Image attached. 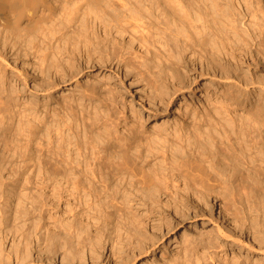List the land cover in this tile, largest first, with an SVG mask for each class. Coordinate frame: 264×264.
Segmentation results:
<instances>
[{
  "label": "bare ground",
  "instance_id": "6f19581e",
  "mask_svg": "<svg viewBox=\"0 0 264 264\" xmlns=\"http://www.w3.org/2000/svg\"><path fill=\"white\" fill-rule=\"evenodd\" d=\"M98 26L103 29L102 34L98 31ZM129 31L133 32V35L142 32L138 41L145 46L147 52L150 46L153 47L157 43L163 48L162 54L159 53L160 51L158 53L163 55L165 67H158L159 73L162 74L155 75L154 78L159 81L160 86L155 99H160V108L162 107V115H164L173 93L183 91V88L190 93L194 92L197 77L193 75L192 77L191 74L197 73L199 65L200 75L207 77L201 85L206 91L211 87L210 80L214 81L218 74H220L219 78L225 80L235 79L234 83L243 87H247L248 83L251 85L254 83V79L248 82L246 72L249 73V70L258 66L257 57L260 54L264 60V0H0V64L6 65L10 59L15 63L22 58L20 43H24L27 49L33 50L30 54H34L37 58L39 72L42 79L44 78L42 82L31 86L29 91L33 96H28L25 94V84L20 88L15 78L6 77L0 70V148L3 146V150L12 151L5 155L1 149L0 154V226L3 220L8 221L10 218L11 199L15 197L17 200L12 225H10L11 222L6 224L5 231H0V264H5L9 258H12L15 264H24L32 251L37 252L40 258L41 255L44 256L45 262L41 264H52L56 256L60 258L61 264H92L99 257L97 254L99 250L102 256L109 250L108 258L105 255L104 257L114 264H137L136 260L141 258L144 259L140 264H149L152 260L146 257L154 252L155 243L154 241L149 243L150 245L144 249L141 247L140 238L145 237L141 228L145 229L147 224L151 223L152 231H160V237L158 236L160 239L163 238L162 229L169 231L175 226L174 220L168 217L169 212L164 213L161 206L157 204L159 197L156 195L158 197L156 199L155 193L165 195L168 188L162 189L164 187L161 184L165 185V180L171 177H174L173 183L177 182L176 176L182 178L184 187L192 186L194 195L197 197L210 196L209 192L211 189L215 192L213 188L216 189V187L221 191L225 190L223 199L238 210L236 211L238 215L239 212L241 213L245 223L248 222L253 229L258 230L257 235L248 236L245 228L240 226L241 224H237L227 214H223V217L220 215L222 227L216 223V233L210 234L205 242L206 256L210 261L216 260L219 253H226L228 244L233 249L234 255L239 256V253L243 252L246 255L245 258L264 251V193H261L262 195L257 193L256 188L252 189L253 187L248 190V179L257 183L254 181V176L251 177L248 174L246 177L243 171H236V168L240 166L237 159H240L244 166L255 164L256 160L264 163V140L261 133H258V129L264 126V114H260L263 116L262 119H257L258 114H251L252 117L258 115L255 119V117L250 118L249 114L248 117H242V115H233V117L232 114V117H225L216 112L205 121L204 119L201 121L200 118L198 121L195 119L197 122L194 121L191 128L181 127L173 132H171L173 129L166 131V128H160L162 132L145 135L143 139V132L135 130V127L129 129L128 135L126 133L123 135V131L118 134L115 128L116 119L113 120L114 117H110V112H103L101 108L104 118L100 121L102 120L101 125L105 130V132L102 130V134L100 129L97 130L100 133L97 131L93 133L92 126L95 121H98L96 113L93 118L90 117L93 114L87 117L82 114L81 122L77 123V120L73 121L72 117L79 111L75 112V107L74 110L71 108L73 106L69 107L71 108L70 116L66 118L64 117L66 113L63 114L65 111L62 112V117L58 114L60 111L55 112L54 108L53 116L56 117L50 118V121L40 116L42 109L47 114L48 98L56 88H61L82 74L84 70L95 65L99 67L98 64H101L110 70L115 66L113 76L123 83V78L127 77V74L124 73L121 76L119 70L122 66L126 68L129 66L134 50L131 52L128 46H131L135 38L131 35L130 42H125L118 37ZM3 32L4 35H2ZM151 37L153 39H150ZM186 53L194 58L186 60ZM82 55H84V66L80 62ZM152 55L148 59L144 58V61L151 63V58H155V55ZM225 56L227 59L224 58ZM156 58L160 59L157 56ZM197 58L205 61L206 69L198 64ZM185 78L187 84L184 85ZM256 81H258L256 83L259 89L257 95L260 96L256 100L262 102L259 109L262 111L260 113H263L264 74ZM80 93L78 98L81 100L84 99L83 97H91L95 92L87 93L84 90ZM118 100L114 95H108L105 103L119 108L124 104L123 99H120L122 102ZM20 105H22V112L29 111L35 119V122L29 119L31 122L27 125L23 126L22 123L25 122H22L18 126L22 130L19 133L20 137L24 136L25 141L33 143L35 145L33 149L31 146L27 147V144L23 146L22 142H19L21 140L10 145L11 141L2 137L6 130L11 129L7 119L12 120L15 116L14 107L20 109ZM118 110L120 113V108ZM215 116L224 118L225 124L215 119ZM21 121L22 119L18 120V122ZM87 121H91V124L88 122V125ZM79 126L83 133L77 130ZM40 151H45L44 156L47 158H41ZM194 151H197L195 152L197 155L193 153ZM191 156L193 158L190 159ZM217 156L222 158L219 157L224 164L214 159L218 158ZM152 160L156 162L145 168L144 165L151 164L149 162ZM125 175L128 178L131 177L130 186L135 185L134 182H137L139 188L141 186L142 194L139 193L138 187L135 188L136 185L134 187L135 190H139L137 192L141 197L131 195L129 191L126 192L127 182L122 184ZM28 185H33V191L30 189L28 190L30 192L23 193L21 196L20 191L15 192L18 187L22 186V189H26ZM197 187L200 189L199 192L195 191ZM46 189L50 193L45 192ZM242 195L246 197L244 200L247 204L246 210L243 202L236 199V196L242 198ZM82 198L84 202H87L88 210L92 211L91 215L101 218L100 224L94 227L95 231L91 230L92 233L86 231L87 229L83 230L89 226L82 227L83 224L78 221L80 218L63 225L68 231H48L40 221L41 212L53 210L55 204L59 206V203L64 202L72 207L70 202L79 201ZM22 199L31 204V210L24 205ZM88 201L92 203L94 201V206ZM183 201L181 200V203ZM130 202L134 207H136L134 204L138 205V208L132 210ZM118 203L129 210L126 212L123 207H116ZM184 203L185 211L173 206L176 213L172 219L176 217L180 221L189 214ZM84 204H81V207ZM109 206L126 220H124L126 224L122 223L126 226L121 225L125 235L120 236L122 239L114 238L115 242L110 238L111 233L107 236L104 233L105 230L101 231L102 226H108L105 221L112 215L110 211H107ZM73 208L70 209L73 210ZM250 211L255 215L248 219L247 212ZM34 214H38L39 217L35 219ZM177 214H179L178 217ZM97 221L99 222V220L95 222ZM21 226H31L32 231H19ZM132 236L136 240L138 238L137 246H135L139 252L138 254L131 252L128 255L125 253L126 256H122L123 243L127 244ZM7 240L10 242L9 249L7 246L8 252L4 250V243ZM107 242H109V248L106 246ZM97 247L99 250L96 252ZM165 247L166 245L163 244V249ZM240 258L241 256L236 260L233 259L235 264H240L238 260ZM255 261L260 263L258 259Z\"/></svg>",
  "mask_w": 264,
  "mask_h": 264
},
{
  "label": "rangeland",
  "instance_id": "374dc122",
  "mask_svg": "<svg viewBox=\"0 0 264 264\" xmlns=\"http://www.w3.org/2000/svg\"><path fill=\"white\" fill-rule=\"evenodd\" d=\"M97 29L99 32H101V34L103 33V31H102L103 29H101L100 26H98ZM141 34H142V32H138L135 35H133V32L129 31L128 33H126L123 36L118 37V35H116L119 39L125 40V42L126 41L130 42L131 35H133V37L135 38V40L133 42H131V44H130L131 46H128L129 48H131V50L128 48L131 52H132V50H134L133 54H132V58L129 61V66H128L129 68L122 66V68L119 70V73L121 74V76L124 75V73L127 74L126 75L127 77L123 78V83H120L117 80V78L113 76V70L116 69V68H114L115 66L110 70L109 68H104L101 64H98L99 67L97 65H95L92 68H88V69L84 70L82 74H79L75 79L70 80L65 85H63L61 88H58V89L56 88L53 91L52 95L48 98L49 110H48L47 114L44 111V109H42L43 111L40 112V116L42 118H45L47 121H50L52 118L56 117V116L55 117L53 116L54 115L53 108H54L55 112H57V111L61 112V113L58 112L59 116L63 117V114L66 113L67 116L64 115V117L66 118V117L70 116L69 110L71 108L74 110V107H75V112L79 111V113L78 112H77L78 114L75 113V116L72 117L74 119H72V120L73 121L77 120L76 122L79 123V121L81 122L80 117L83 116L82 114H84V117H87V116H90L93 114V116H90L92 118L95 117L97 114L98 121H95L94 125L92 126V127H94L93 128L94 130L93 129L92 130H93V133H95L97 130L100 129L99 131H101V134H102L103 131L105 132L104 126L101 125L102 124L101 121L104 118L103 112H107V113L110 112L109 113L110 117L113 116L114 118L113 117H111V118H113V120L116 119L115 122L117 125L115 128L117 129L118 134H120L123 131L122 132V134L124 133L123 135H126V134L128 135V133L130 131L129 129L131 127L133 129L135 127L134 128L135 130L137 129V130H140L141 132H143L142 139L145 135L146 136L147 135H154L155 132H159V131L162 132V129H160V128H166V131H170L171 129H173V130H171V132H173L175 129H180L181 127L191 128V125L194 124V121L197 122L199 118L201 119V121L203 119L205 121L209 118V116L216 114V112H219L221 114V116L223 115L225 117H232L233 115H235V116L236 115H238V116L242 115V117L243 116L248 117V114H249V117L251 116L250 118H254L255 115L253 117H252V115L258 114L259 116L256 115L255 119L257 118V116L259 117L257 119L263 118L264 112L260 113L261 109H259L262 106V102L256 100V98L257 99L260 98V96L258 97V95H257V93H259L258 92L259 89H258V84L256 83L258 81H256V80H258L259 76L264 74V60L262 59L261 54L257 57L259 60L258 66L255 69L252 68L251 69L252 71L249 70L250 74L248 72H246V74L248 76V82H250L251 80L254 79L253 82L255 83V84L253 83L252 85L250 83H248L247 87H243L239 84H235L234 83L235 79H233L232 81H229V80L219 78L220 74H218L217 75L218 77L214 81L211 82V80H210L211 87L208 89L209 91L208 90L206 91L201 87V85L203 83V80L206 79L207 77L205 75H200V73H199L200 72L199 71L200 65H199L198 66L199 69H197V71H196L197 73H195V74L190 73L191 76L193 75V76L197 77V83L195 84L196 88H194V92L190 93L189 91H186L187 90L186 88H183V91H176L175 93H173L171 100L168 104L167 110L164 113V115H162L163 109H162V107L160 108V106H161L160 101H159L160 99H157V98L155 99V94L157 93L158 88H160L159 81H157L154 78V76L155 75L156 76L161 75L162 73L161 74L159 73V68L165 67L164 58H163V55H161L163 48L161 47L160 44L157 43L158 45L155 44V45H153V47L150 46L149 47L150 49L147 52L145 46H142L138 41V37H140ZM2 35H4V32L2 33ZM151 35L154 36V34H151ZM152 37L150 39H153ZM35 41H38V39H35ZM23 44L24 43H20V45H22V47H21L22 58L17 60L15 63L10 59L9 61H7L6 65L0 64V70H2V72L4 73V75L6 77L9 76V77L15 78L17 80V84L19 83L20 88H21V86H23V84H25V88H26L25 94H27L28 96L29 95L33 96L30 93L29 89L31 88L32 85L42 82L44 78L42 79L41 74L39 72V68H38V64H37L38 61L36 62L37 58L34 56V54H30L33 52V50L27 49V47ZM158 51H160L159 53H161V54H159ZM152 54L155 55V58H153V57L151 58V63L145 62L144 58L147 57V59H148V58H150V56ZM25 55H26V57H25ZM156 56L159 57L160 59L156 58ZM191 56L192 55L189 56V54L186 53L185 59L189 60V59L194 58L193 56L192 57ZM82 57H83L82 60L80 58V62H81V65L83 63V66H84V63H85L84 55H82ZM224 58H226V56ZM65 59L66 58L64 57V60ZM160 60H161V62H160ZM201 61L202 60H199V58H197L198 64H201L206 69L207 66H206L205 61H202V62ZM162 62L164 65L163 64L161 65ZM154 65H156V66L154 67ZM51 75L53 76V74H51ZM254 76H255V78H254ZM256 76H258V77H256ZM186 80L187 79L185 78L184 83H183L184 85L186 83ZM237 89H239V90H237ZM247 89H249V90H247ZM84 90H86L87 93H89V92H95V93H93V95L91 97L90 96L83 97L84 99L80 100V98H78V97L81 94L80 92H82ZM242 94H244V95H242ZM96 95H98L99 98ZM108 95H114L116 100L119 99L118 101H120V99H123L122 101H123L124 105H120V107H119L120 113L118 110L119 109L118 106L117 107L115 106L116 109L118 110L117 111L115 109V107L111 106L110 104L107 105L105 103V98ZM101 96H102V99H100ZM153 96H154V98H153ZM38 98H39V95H38ZM75 99H78V100H76L77 102L75 101ZM88 99H90V100H88ZM97 100H98V102L100 100L101 101L98 103ZM93 101H94V104H93ZM122 101H120V102H122ZM256 101H258V103ZM87 102H89V103H87ZM95 102L98 104H96ZM157 103H159V104L157 105ZM88 104H89V106H88ZM154 104H155V106H151ZM75 105L76 106L78 105L77 108ZM105 105H106V108H105ZM71 106H73V107H71ZM19 107H20V109L18 107H16L17 109H15V107H14L15 110L13 109V111H15L14 112L15 116L12 118V120L7 119V122L10 123L11 129L9 130L10 132L8 130H6L4 136L2 135V137H5V139H7V140L9 139L11 141L10 145H12V144L14 145L17 140L18 141L21 140L19 142L20 143L22 142L23 146L28 145L27 147L31 146V148L33 149V148H35L34 147L35 145L33 143H28L27 141H25L24 139H26V138L24 136H23L24 139H23V137L22 138L20 137L21 134H19V133H21L22 130L18 126L22 122H25V123H22L23 126H25L24 124L27 125L31 121L35 122V119L32 117V114L29 113V111L22 112V110H21L22 105H20ZM66 107H68V108H66ZM69 107H71V108L69 109ZM157 107H159V109ZM100 108L103 110V112H101L102 110ZM16 110L18 113L16 112ZM84 110H86V111L84 112ZM94 110L96 112H94ZM257 110H259V111H257ZM80 111H82V113ZM62 112H64V113L62 114ZM89 112H91V113H89ZM122 112H124V113H122ZM19 113H20V115H19ZM86 113H87V115H86ZM94 113H96V114H94ZM44 114H45V117H44ZM60 114H62V115H60ZM79 114H80V116H79ZM231 114H232V116H231ZM260 114H262L263 116L262 115L260 116ZM201 115H202V118H201ZM101 118H102V120L100 121ZM21 119H22V121L18 122V120L20 121ZM29 119H32V120L30 121ZM215 119H217V120L219 119V121L221 123H224V124L226 122L224 120V118H221V117L218 118L217 116H215ZM220 119H222V120H220ZM88 122H90V124H91V121H87V123ZM88 125H89V123H88ZM133 125H135V126H133ZM88 127H90V126H88ZM262 127H260L258 129L259 130L258 133H261V137H263V140H264V126H262ZM15 128H16V130H15ZM77 130H79V132L83 133L81 131L82 129L80 126H79V128L77 127ZM16 131H17V133H16ZM99 131H97V133H100ZM12 133H13V135H12ZM14 134H15V136H14ZM17 134H19V135H17ZM12 140H15V141L12 142ZM10 141H9V143H10ZM24 142H27V143H24ZM43 143H45L44 145H46L45 141ZM260 145H262V144L260 143ZM260 145H259V147H261ZM1 147L2 148H0V154L2 153L1 149L5 155L6 154L8 155L9 153L12 152V151L7 152L6 150H3V146H1ZM195 152H197V151H194L193 153L195 155H197V153H195ZM41 153H42L41 158H45L46 156H44V155H46V152L40 151V154ZM204 156H206V155H204ZM168 157L170 158L169 154H168ZM217 157L218 158L215 157L214 159H216L217 162L219 161V163L224 164V161L221 160L222 158L220 156H217ZM191 158H193V157L191 156L190 159ZM158 159H160V158H158ZM158 159H156V160L158 161ZM156 160L150 161L149 163H151V164L144 165L145 168L149 167V165L151 166L153 164V162H156ZM237 161L239 162V165L242 167L238 166L236 168V171H238V172L243 171V173L246 177L248 176V174L251 177L254 176L253 177L254 181L257 182V183H254L253 181L248 179L247 180L248 181L247 189L250 190V188L253 187L252 189L256 188L257 193L259 192V194H261V193L263 194L264 193V163L260 162V160H259L260 164H258L259 162H258V160H256L257 163L255 162V164H250V165L245 164V166H244V163L242 161H240V159H237ZM240 162L242 164H240ZM205 164H207V162ZM248 171L250 173H248ZM35 172L37 173V171H35ZM251 172L253 175L251 174ZM29 173H30V171L28 172V174ZM36 173H35V175H36ZM255 173L258 175H256ZM259 176H260V178H258ZM130 178H131L130 176L128 178L127 175H125V177L123 178V181H122V184H123V182L124 183L127 182L125 184L126 192L129 191L130 193H132L131 195H136V196L141 197L139 194L142 192L141 186H140V188H141L140 189L139 185H137V182H134V183H136L135 184L136 187H135V185L130 186V183H131ZM173 178L174 177L168 178V179H170L169 181H167L168 179L165 180V182H166V183L164 182L165 185L161 184V186L164 187L162 189L168 188V189H166L167 192H165L166 190H163L165 192V195H162V194L156 192L155 197H156V199H158V197H159V199H158L159 203H157V204H159V206H161L164 213L169 212L168 217L171 220H174L175 226L173 228H171L169 231H167L166 229H162L161 233L163 234V238H160V239H158L160 237V231L159 232H158V230L152 231L151 223L147 224L145 229L141 228L142 234L145 236L143 238L142 237L140 238L141 247H143V249H144L145 247H148L151 243H153V241L155 243L154 252L146 257L147 259L152 260L149 264H152L153 262L155 264H158V263L159 264H235L233 259L236 260V258L239 256H241V258L238 259L240 261V264L264 263V251L261 253L252 254L249 256V258H245L244 256H246V255L243 252H240L239 256H237L238 254L234 255L233 249H231L229 244L227 245L226 243H225V246L227 245L226 251H227V249H228V251L226 253H219V255L215 258L216 260L210 261L206 256L207 249L205 246V242L208 240V237L210 236V234H214V232L216 233V223H218L222 227V222L220 221V219L222 220V218H220V217L221 216L223 217V214L229 215L233 221H235L239 225L241 224L240 226L245 228L248 236L249 235H251V236L257 235L256 231H258V230L253 229L248 222L245 223L246 221H244V218L241 217V213L239 212V215H240L239 216L237 213L238 210L236 208H234V206L230 202H227L226 200L223 199L222 195H224L225 190L221 191L220 188L217 189V187H216V189L213 188L215 192H213L211 189V192H209L210 196L207 195L209 198L207 196L205 198L197 197L196 195H194V188L192 186H190L189 188L186 186L184 187V185H183L184 182H183L181 177L179 178L176 176L175 178L176 179L178 178V180L175 179L177 182H174V183L172 181ZM260 181H261V183H258ZM31 186L28 185L26 189H22V186H20V187H18L19 190H17L18 188L15 189V192L18 193L20 191L19 195L21 196V194H23V193H28L30 191H33L34 187H33V185H31ZM134 187L135 188L138 187L140 192L138 193L137 191H139V190L138 189L135 190ZM191 187L193 188L192 190L190 189ZM28 190H30V191H28ZM46 191L48 193H50L49 190L46 189L45 192ZM195 191L199 192L200 189L197 187V190H195ZM216 191L219 192V194ZM199 198H200V200H199ZM12 199H11V209H10L12 212L9 210V214L12 216V218L9 215L10 218L8 219V221L3 220L1 222V224L3 226L2 225L0 226V231H5L4 226L6 224L11 222L10 225H12V223H13L12 222L13 215H14L13 211L17 207V200L15 199V197ZM236 199H237V201L243 202V205L245 206V210H246L247 204H246V201H244L246 199V197L244 195H242V198H239L236 196ZM161 200H162V202H161ZM181 200H184V201L181 203ZM22 201H24V205L26 207H29V209H30V207L32 208L31 204L28 201H25L23 199H22ZM74 201L75 200L70 202V203H72V207H69L66 203L62 202L61 204L59 203V206H58V204H55L56 205L55 208L51 211L41 212V214H40L41 220L40 221L44 224L45 227H47L48 231H68V230L64 229L63 225L66 224L67 222H70L73 219L77 220L78 218H80V219H78V221L81 222V224H83L82 227H84V225L89 226V227L85 226L86 228H83V230L87 229L86 231H90V233H92L91 230L95 231L94 227H96L100 224L101 218H98L97 216L95 217L94 215H91L92 213H90V212H92V211L88 210L89 209L87 206L88 204H87V202H84V198L80 199L79 201L76 200L77 201V202L75 201L76 203ZM167 202H169V203H167ZM203 202H206V203H203ZM14 203L16 206L14 205ZM88 203L89 204L91 203V205H93V206L95 204L94 201H93V203L91 201H88ZM183 203L185 206H187V209L189 210V214H187L184 218H182L181 219L182 221L177 220L176 217L172 219V217H174V214L176 213V210L174 209L173 206H177L178 209L182 208L185 211L186 208L183 206ZM222 203H224V204H222ZM77 204H78V206L76 207ZM81 204H84L85 207H84V205L81 207ZM167 204L169 207L167 206ZM210 204H212V205H210ZM73 205H75V208H73ZM109 205H111V204H109ZM129 205L132 206L133 203L130 202ZM134 205L138 208V205H136V204H134ZM221 205H222V207H221ZM119 206L123 207L124 205H120V203L116 204V207H119ZM109 207H108L107 211H110L112 215H110L108 217L109 220L107 218L106 219L107 221H105V222H107V225H108L106 227L108 229L109 228L110 229L109 230L105 229L106 227L102 226L101 231L105 230L104 233L107 236L109 233H111L112 236L110 235V238H111V240L113 239L115 242V239L117 237L122 239L121 237H123L125 235V233L123 232V231H125L123 227H125L126 225L123 226V224H126L125 223L126 220L123 217L121 218L118 214H116L114 212L113 207H111V206H109ZM125 207H123V208L126 210ZM136 207L132 206L131 209L133 210V208L135 209ZM209 207H210V209H209ZM70 208H73V210ZM182 209H181V211H183ZM208 209L210 211H208ZM81 210H83L82 213H81ZM127 210H129V208ZM127 210H126V212H127ZM226 210H227V212H226ZM190 212H192V213H190ZM210 212H211V214H210ZM35 213H37V212H35ZM247 213H249V214H247L248 219L253 218L255 215L252 211L247 212ZM178 215L179 214H177V217H178ZM34 216H35V219H36V217H39L38 214H34ZM85 216H86V218H85ZM92 219H93V221H92ZM96 220H99V222L97 221V223H96L95 222ZM89 221H91V222H89ZM103 223H104V221L102 219L101 224L103 225ZM30 228H31V226H29V227L21 226V227H19L18 230L19 231H32V228L31 229ZM114 228H115V230H112ZM210 229H211V231L209 232ZM121 233H122V235H121ZM207 233H209V234H207ZM146 234H147V237H146ZM153 236H154V238H153ZM146 239H147V241H146ZM150 239H151V242H149ZM185 239H186V241H185ZM137 240H138V238H137ZM137 240L135 237L132 236L130 239H128L129 244L123 243L122 252H124V253H122V256H126V254L128 255L131 252H135V254H138L139 251H138V248L136 247L137 246L136 245ZM192 240L195 242H193ZM190 241H192V242H190ZM124 242H126L125 239H124ZM108 243L109 242H107L106 246L109 248ZM110 243H111V241H110ZM163 244L166 245V247L164 249H163ZM7 246H9L8 247V249H9L10 248V242L8 240L4 243V250L6 252H8ZM133 246H135L136 248ZM98 250H99V248L96 250V252ZM5 251H4V253H6ZM100 251L101 250L98 251L99 253L97 252V254H99L98 259H96L95 263H92V264H114L112 261H109L107 259L108 256L110 255L109 250L105 251L103 256H102V252H100ZM104 255L107 258H105ZM28 259L26 260V262L24 264H41V263L45 262L44 256L41 255V258H40V255H38V253L34 252V251H32L30 253ZM143 259L144 258L137 259L136 260L137 264H140L141 262H143ZM257 259L259 260L260 263H256L255 260H257ZM5 264H15V263L12 260V258H9V260H6ZM45 264H48V263H45ZM52 264H61L60 258L56 256L55 261ZM89 264H91V263H89Z\"/></svg>",
  "mask_w": 264,
  "mask_h": 264
}]
</instances>
